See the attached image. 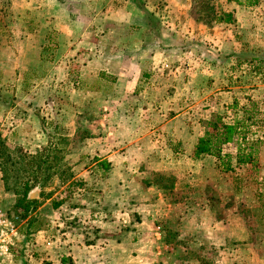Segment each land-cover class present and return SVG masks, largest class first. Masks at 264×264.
<instances>
[{
  "label": "rangeland",
  "instance_id": "374dc122",
  "mask_svg": "<svg viewBox=\"0 0 264 264\" xmlns=\"http://www.w3.org/2000/svg\"><path fill=\"white\" fill-rule=\"evenodd\" d=\"M0 177V264H264V0H0Z\"/></svg>",
  "mask_w": 264,
  "mask_h": 264
},
{
  "label": "trees",
  "instance_id": "16d2710c",
  "mask_svg": "<svg viewBox=\"0 0 264 264\" xmlns=\"http://www.w3.org/2000/svg\"><path fill=\"white\" fill-rule=\"evenodd\" d=\"M230 16H225L223 23H230ZM208 130L204 133L203 136L197 139L195 148H194V157L200 158L203 156H218L219 146L224 143H227L230 140L229 133L233 132L237 128V124L235 123L233 126H225L221 122V118L217 117L213 122L207 123ZM237 163L245 164L247 163V159L242 158L239 154L237 155ZM44 170L41 166H37V171ZM41 170V171H42ZM226 170H230L227 168ZM6 179L3 178V181ZM34 186H31L30 189H33ZM16 193V192H15ZM35 200H32L28 197L27 191L22 196L18 195L16 200V207L21 208L24 211V214L21 215L23 219L26 220L27 228L31 227L29 220H27L28 215L34 211L35 208ZM59 206V204H56Z\"/></svg>",
  "mask_w": 264,
  "mask_h": 264
},
{
  "label": "built area",
  "instance_id": "2783aa9c",
  "mask_svg": "<svg viewBox=\"0 0 264 264\" xmlns=\"http://www.w3.org/2000/svg\"><path fill=\"white\" fill-rule=\"evenodd\" d=\"M25 223L20 215H11L0 209V262L10 258Z\"/></svg>",
  "mask_w": 264,
  "mask_h": 264
},
{
  "label": "crops",
  "instance_id": "0c3cea01",
  "mask_svg": "<svg viewBox=\"0 0 264 264\" xmlns=\"http://www.w3.org/2000/svg\"><path fill=\"white\" fill-rule=\"evenodd\" d=\"M130 19V18H129ZM139 37V36H138ZM138 47H137V49L139 50V49H143V47L145 46V44H144V40H141L140 38H139V41H138ZM140 65H142L141 63H140ZM1 177H0V183H1ZM57 210H61L62 209V205H60L59 207H57L56 208ZM61 215V214H60ZM61 220V219H60ZM41 233H43V234H45V232H41Z\"/></svg>",
  "mask_w": 264,
  "mask_h": 264
}]
</instances>
